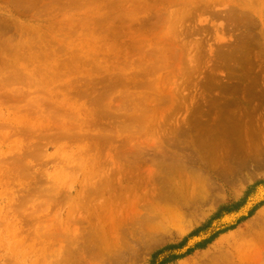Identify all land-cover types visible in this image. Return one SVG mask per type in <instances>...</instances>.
Masks as SVG:
<instances>
[{"label": "rangeland", "instance_id": "1", "mask_svg": "<svg viewBox=\"0 0 264 264\" xmlns=\"http://www.w3.org/2000/svg\"><path fill=\"white\" fill-rule=\"evenodd\" d=\"M259 180L264 0H0V264H150Z\"/></svg>", "mask_w": 264, "mask_h": 264}, {"label": "crops", "instance_id": "2", "mask_svg": "<svg viewBox=\"0 0 264 264\" xmlns=\"http://www.w3.org/2000/svg\"><path fill=\"white\" fill-rule=\"evenodd\" d=\"M263 186H264V180H259V181L255 182L254 184H252L251 186H248L247 189L244 191L243 196H241L240 198H238L236 201H233L231 203H225V204H222V205L219 206L217 212L219 210H222V208H224V207H231V206H234V204H236L237 202H240V205L238 206L237 209H234L231 212H228V211L225 212L224 211L222 213V216L219 217V218H217V219H215V220H220L224 216L230 215V214H234V213H237V214L239 213V217H237V219L235 220V222L233 224L223 227V229H221V230H226V231L223 232V233H220L211 242H205L203 244V242L206 239H209L211 237V236H209V238L200 239L198 242H195L194 244L189 245V241L192 238L191 237L185 244H183L182 241L184 240V238H186L189 235L188 234L186 237H183L178 242L169 243L166 246H164L163 248L154 251L152 253L151 257H150V264H158V263H160L161 261L164 260V257L165 256H169L171 254L174 255L175 257L173 259H171L170 261H168L166 264H181L182 261H184V260L185 261H190L193 264L195 262H197V264H200V263L202 264L203 263L202 260H204L207 257L205 255L206 252L210 251L213 248H216V246L218 247L219 246L218 245V242L220 241V239H221L222 236L228 235L231 232H235L238 229H243L242 227H244V226L246 227L249 224H251L252 223L251 221H253L261 212H264V198L263 199H260L258 201H255L247 210H243L244 208H246V206L250 203V201L252 200V198L255 196L254 194L257 191L256 189H258V187H263ZM252 187H253L252 192L250 193V195H248V197H246V193ZM252 194H253V196L251 197ZM242 210L245 211V212H242ZM216 213H214V214H216ZM208 220H206L204 223H202L196 229H198L199 227H201ZM215 220H213V221H215ZM196 229H194L193 231H195ZM206 231H207V229L204 230V231L199 232L197 235H201L203 232H206ZM197 235H195V236H197ZM195 236H193V237H195ZM172 245H175L176 248L173 249V250L164 251L163 253L155 256V253L156 252H158V251H160L162 249H165L166 247L172 246ZM203 257H205V258L203 259Z\"/></svg>", "mask_w": 264, "mask_h": 264}, {"label": "trees", "instance_id": "3", "mask_svg": "<svg viewBox=\"0 0 264 264\" xmlns=\"http://www.w3.org/2000/svg\"><path fill=\"white\" fill-rule=\"evenodd\" d=\"M253 190V187L250 188L248 190V192L246 193V197H248V195H250V193L252 192ZM240 205V202H237L236 204H234V206H231V207H224L222 208V210H219L216 214H214L205 224H203L201 227H199L198 229H196L195 231H193L192 233H190L186 238H184V240L182 241L183 244H185L191 237L197 235L199 232L201 231H204L206 229H208L209 227H211V224L213 222V220L219 218L222 216V213L225 211V212H231L232 210L234 209H237L238 206ZM226 230H220V231H217L215 232L209 239H206L203 244L205 242H211L213 239H215L220 233H223L225 232ZM202 244V243H201ZM199 247V246H198ZM176 246L175 245H172V246H169V247H166L165 249H162L158 252L155 253V256L163 253L164 251H167V250H173L175 249ZM171 254V253H170ZM175 256L174 255H169V256H165L164 257V260L161 261L160 263L158 264H166L168 261H170L171 259H173ZM177 257V256H176Z\"/></svg>", "mask_w": 264, "mask_h": 264}, {"label": "bare ground", "instance_id": "4", "mask_svg": "<svg viewBox=\"0 0 264 264\" xmlns=\"http://www.w3.org/2000/svg\"><path fill=\"white\" fill-rule=\"evenodd\" d=\"M36 200V199H35ZM262 216V215H261ZM262 220H264V218L263 217H258L257 219H254V223H259L260 221H262ZM263 222V221H262ZM261 222V223H262ZM6 224V223H5ZM252 223L250 224V225H248L247 226V230L245 229V230H240V231H237V232H235V233H232V234H229V235H225V236H222L221 237V239H220V241H219V243H220V246L221 245H226V246H231V244L233 243L234 244V242H236V241H238L239 239H241V237H244L246 234H247V231H248V229H251V228H253L252 227ZM259 225V224H258ZM262 225H263V223H262ZM251 227V228H250ZM260 228H261V226H260ZM262 229H264V227L262 228ZM253 230V229H252ZM256 230H258V229H256ZM250 231V230H249ZM250 232H248V234H249ZM257 233V232H256ZM261 233V232H260ZM263 233H264V231H263ZM106 233L104 232V235H105ZM258 234V233H257ZM262 234V233H261ZM107 235V234H106ZM106 235L104 236V237H106ZM257 236V235H256ZM255 236V237H256ZM262 236V235H261ZM257 238V237H256ZM105 239V238H104ZM115 240V239H114ZM259 240V239H258ZM264 240V239H263ZM260 241V240H259ZM99 242V241H98ZM98 242H97V244H98ZM101 242V241H100ZM99 242V243H100ZM104 242V241H103ZM261 242V241H260ZM102 243V242H101ZM100 243V244H101ZM261 243H264V241H262ZM97 244H95L96 246H97ZM105 244V243H104ZM111 244V243H110ZM236 244V243H235ZM99 245V244H98ZM113 245V244H112ZM116 245V242H115V244H114V246ZM95 246V247H96ZM235 246V245H234ZM247 246V245H246ZM245 246V247H246ZM111 247H113V246H111ZM238 247V246H237ZM248 247V246H247ZM98 248H102V247H99L98 246ZM97 248V249H98ZM238 249V248H237ZM244 249V248H243ZM246 250V249H245ZM247 250H248V248H247ZM249 251V250H248ZM258 251V250H257ZM258 252H260V249H259V251ZM236 253H237V251H236ZM245 253H247V252H245L244 251V255H245ZM234 254V253H233ZM203 255V254H202ZM201 255V256H202ZM206 256H207V253L205 254ZM242 255H243V253H242ZM243 255V256H244ZM256 255V254H255ZM49 256V255H48ZM205 256V257H206ZM261 256L262 255H260L259 256V258H257L258 259V262H259V260L261 259ZM205 257H203V259L205 258ZM208 258H209V256H207ZM206 257V258H207ZM257 257V256H256ZM211 259V258H210ZM206 260H208V259H206ZM205 260V262H208V261H206ZM203 261V260H202ZM257 261V260H256ZM195 262V261H194ZM199 262V261H198ZM205 262H203L202 264H210V263H205ZM211 262V261H210ZM181 264H193L192 262H190V261H182V263ZM194 264H197V262H195ZM201 264V263H200Z\"/></svg>", "mask_w": 264, "mask_h": 264}]
</instances>
